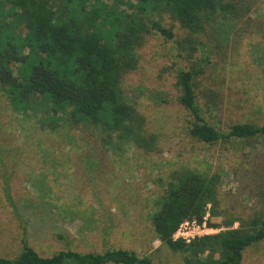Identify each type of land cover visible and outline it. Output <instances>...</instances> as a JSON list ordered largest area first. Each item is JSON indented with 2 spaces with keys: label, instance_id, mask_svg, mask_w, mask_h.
<instances>
[{
  "label": "rangeland",
  "instance_id": "rangeland-1",
  "mask_svg": "<svg viewBox=\"0 0 264 264\" xmlns=\"http://www.w3.org/2000/svg\"><path fill=\"white\" fill-rule=\"evenodd\" d=\"M126 2L118 10L130 11ZM242 16L229 21V33L194 49L169 13L162 14V24L171 38L157 31L145 36L138 66L124 76L121 90L157 136L150 151L130 143L105 146L101 132L87 124L53 128L40 121L44 112L14 110L0 88V256H16L25 238L42 256L125 248L154 263L180 264L183 255L156 238L150 215L170 173L182 167L220 175V213H206L209 229L199 236L224 228L208 227L207 219L264 211V138L204 143L191 137L176 85L179 70L199 71L196 101L205 119L224 132L232 123L264 124V0H254ZM240 264H264V240L247 249Z\"/></svg>",
  "mask_w": 264,
  "mask_h": 264
},
{
  "label": "trees",
  "instance_id": "trees-1",
  "mask_svg": "<svg viewBox=\"0 0 264 264\" xmlns=\"http://www.w3.org/2000/svg\"><path fill=\"white\" fill-rule=\"evenodd\" d=\"M114 1L111 6L104 0H0V88L14 110L44 112L48 116L40 121L50 122L53 128L65 122L87 124L101 132L105 146L130 143L150 151L157 136L146 130L145 118L124 100L121 90L124 76L138 66L137 49L145 36L157 31L171 38L172 31L162 24V14L169 13L186 31L192 49L203 41L211 44L229 33V21L243 19L254 0H127L130 11L118 10L121 0ZM198 73L181 69L176 75L178 102L188 112L191 137L204 143L264 138V124L237 122L224 132L207 121L196 101ZM219 183L218 172L182 167L170 173L155 201L150 215L153 231L161 244L183 255L180 264H240L244 252L264 240V211L220 222L207 219L208 227L224 228L189 243L172 239L184 221L202 224L206 213L219 215ZM4 190L10 202L7 183ZM66 260L162 264L125 248L60 250L42 256L25 238L16 256H0V264H63Z\"/></svg>",
  "mask_w": 264,
  "mask_h": 264
},
{
  "label": "built area",
  "instance_id": "built-area-1",
  "mask_svg": "<svg viewBox=\"0 0 264 264\" xmlns=\"http://www.w3.org/2000/svg\"><path fill=\"white\" fill-rule=\"evenodd\" d=\"M205 223L200 226L194 220L191 221H184L178 227V229L173 233L172 239L177 240L181 239L185 243L192 240L194 237L199 236L200 232L203 230H207L204 227Z\"/></svg>",
  "mask_w": 264,
  "mask_h": 264
}]
</instances>
